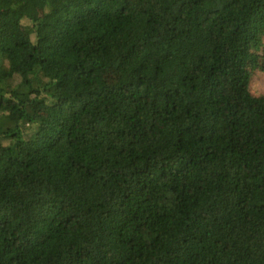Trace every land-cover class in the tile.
<instances>
[{
	"label": "trees",
	"instance_id": "16d2710c",
	"mask_svg": "<svg viewBox=\"0 0 264 264\" xmlns=\"http://www.w3.org/2000/svg\"><path fill=\"white\" fill-rule=\"evenodd\" d=\"M264 0H0V264H264Z\"/></svg>",
	"mask_w": 264,
	"mask_h": 264
},
{
	"label": "rangeland",
	"instance_id": "374dc122",
	"mask_svg": "<svg viewBox=\"0 0 264 264\" xmlns=\"http://www.w3.org/2000/svg\"><path fill=\"white\" fill-rule=\"evenodd\" d=\"M249 86L254 94H264V73L260 71L253 73Z\"/></svg>",
	"mask_w": 264,
	"mask_h": 264
}]
</instances>
